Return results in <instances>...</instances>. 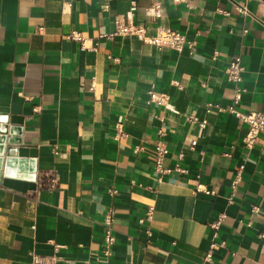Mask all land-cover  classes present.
Instances as JSON below:
<instances>
[{"label":"crops","instance_id":"crops-1","mask_svg":"<svg viewBox=\"0 0 264 264\" xmlns=\"http://www.w3.org/2000/svg\"><path fill=\"white\" fill-rule=\"evenodd\" d=\"M153 3L162 8L157 19ZM118 16L148 34L174 28L195 43L178 50L136 34L108 36ZM262 19L264 0H0V113L19 116L11 138L32 146L8 157L0 137V264H87L100 249L110 206V264H198L222 211L217 240L225 245L210 264H264V132L247 147V123L216 105L233 101L226 66L241 53L237 106L264 110ZM72 30L85 46L70 38ZM150 90L169 93L168 101L149 100ZM190 114L206 125L190 122ZM118 121L128 132L122 140L114 138ZM160 128L169 148L164 164L172 168L163 174L154 167ZM6 164L20 175L35 170L40 184L27 191L5 185ZM149 205L152 219L141 223Z\"/></svg>","mask_w":264,"mask_h":264},{"label":"built area","instance_id":"built-area-1","mask_svg":"<svg viewBox=\"0 0 264 264\" xmlns=\"http://www.w3.org/2000/svg\"><path fill=\"white\" fill-rule=\"evenodd\" d=\"M69 1V0H66ZM175 2H186L187 4H191V0H174ZM134 3V2H133ZM109 7V2H106L104 8ZM148 8H151L152 14L151 18L157 19L162 15V8L159 3H153ZM239 11L243 12L244 14L250 13V9L247 4H239L237 5ZM115 28L114 31L107 34L108 36H112L113 34H136L139 35L144 41L153 43L157 46H170L176 48L178 50L183 49L186 45L192 47L195 43L193 39H190L186 36V34L182 33L179 30H176L171 27H158V30L154 34H148L146 31V27L143 24L134 22L131 18H126L124 16H118L115 19ZM264 23V19H262ZM102 36L105 34H101ZM70 38L78 40L81 42L82 46H85V36L79 30H72L69 33ZM216 52H214V56ZM111 56V55H109ZM243 71H244V64L242 61L241 53H234L232 54L227 62L226 66V74L227 79L232 81L235 84L234 87V96L232 103L224 108L216 104L221 109H228L231 112H234L239 118H241L244 122L247 123V131L243 136L244 144L252 148L261 132H264V110H241L238 108V103L242 97V93L244 91V87L242 85L243 80ZM174 84L182 87L183 84L180 79H173ZM169 99V93L167 92H157L155 90H150V98L149 100L158 101V102H167ZM214 105L212 102H209L207 109L209 110L210 107ZM188 120L192 123L197 122L200 126H205L207 123V119H199L194 114L188 115ZM159 136L154 141V167L155 170L159 174H163L172 170L171 167L165 166L164 160L167 152L169 151L168 144L166 140L163 138V134L165 133L163 128L158 130ZM128 132L124 127L123 121H118L115 124V131H114V138L117 140H122L127 138ZM144 144H137L134 146L135 151H140L144 149ZM182 156V154H180ZM177 170L182 172H187L188 169L180 166L177 164L175 167ZM243 169L244 163L239 164L235 168V174L232 179V194L229 196V201L233 200V195L237 190L238 184L243 176ZM56 177L51 178V185L56 183ZM37 184H40L37 178ZM202 184L198 185V189L205 190L208 193H215V190L210 188H203ZM253 211H258L259 206L253 205ZM114 207L110 206L106 210L103 224V238L100 244V249L96 252L97 256L95 259L88 260L87 264H110L111 256L113 254V245L116 241V233L113 226L114 220ZM154 212V206L149 205L146 214L139 218V221L142 223L145 220H151ZM227 217V213L222 211L218 214V216L210 222V226L213 229L212 239L208 249L205 252V255L198 264H210L211 260L213 259V252L216 248L225 245V241H218L217 237L219 236V228L221 224ZM146 232L148 235L152 234V229L148 225L145 227ZM35 259L45 260V258H41L39 256H35ZM169 264V263H166Z\"/></svg>","mask_w":264,"mask_h":264},{"label":"water","instance_id":"water-1","mask_svg":"<svg viewBox=\"0 0 264 264\" xmlns=\"http://www.w3.org/2000/svg\"><path fill=\"white\" fill-rule=\"evenodd\" d=\"M19 119L17 114L0 113V137L5 142L4 152L7 153L8 157L27 155L32 151V146L29 144L23 142L18 143L11 138L15 131L13 123L21 121ZM3 182L5 185L21 191L35 189L37 188V172L34 170L29 176L20 175L12 166L6 164Z\"/></svg>","mask_w":264,"mask_h":264}]
</instances>
